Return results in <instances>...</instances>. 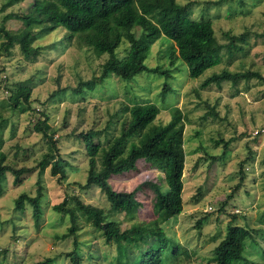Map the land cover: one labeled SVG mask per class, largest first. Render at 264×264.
Instances as JSON below:
<instances>
[{
	"label": "rangeland",
	"instance_id": "obj_1",
	"mask_svg": "<svg viewBox=\"0 0 264 264\" xmlns=\"http://www.w3.org/2000/svg\"><path fill=\"white\" fill-rule=\"evenodd\" d=\"M9 1L0 0V23L6 15L25 16L33 5V0L11 5ZM42 1L45 4L44 1L53 0ZM176 1L189 6L192 20L210 21L220 43L225 42L226 32L247 33L248 54L237 56L228 65L225 59L194 80L176 52L172 55L174 48L168 39L161 37L144 43L147 51L144 64L150 69L159 68L164 74L144 71L129 80L111 75L92 91L84 90L78 95L74 90L79 83L99 77L107 56L97 57L76 36L69 41L62 28L38 36L35 30L36 39L31 47L38 48V55L36 52L30 58L17 45L9 52L0 46V152L6 157L5 165L32 171L22 176L20 186L13 184L11 173H6L0 182V264H36L47 258L56 259L54 264H69L63 255L72 251L73 238H61L70 226L69 217L55 213L52 207L64 199L72 206L70 197L77 195L86 204L108 210L106 198L97 188H79L85 184L88 171L85 145L101 142L105 147L110 130L104 129L110 116L122 105L135 103H152L159 109L154 124L168 123L174 107L184 116L183 211L161 225V229L166 237L181 245L185 254L180 253L176 263L164 264H213V249L233 224L259 230L245 241L243 257L247 263L236 264H264V133L254 134L264 128V0ZM5 27L17 32L22 23L11 18ZM2 40L0 36V43ZM127 49L128 43L123 40L117 57L123 59ZM223 70L256 72L262 80L254 78L236 85L226 82L219 87L201 88L205 78ZM18 84L31 89V110L24 113L9 108L7 103L11 94L8 89ZM206 113L209 116L203 118ZM43 115L47 116L48 126L55 130L54 156L61 159L59 166L65 176L60 181L59 175H51V164L38 176V164L49 150L33 127L44 119ZM118 120L112 128L115 135H119L128 114ZM89 131L99 135L83 139L81 135ZM101 159L102 151L98 153V167ZM38 181L43 187L42 217L36 226L31 206L27 203L23 211H16L14 203L21 194L33 198ZM109 182L114 190L125 192L140 185L136 199L141 208L134 221L149 222L156 217L154 188H165L161 166L139 162L135 171L112 177ZM107 218L121 222V230L132 224L115 213L107 214ZM201 219L206 221L197 229L195 226ZM79 221L81 263L118 264L116 244L106 245L82 215Z\"/></svg>",
	"mask_w": 264,
	"mask_h": 264
},
{
	"label": "trees",
	"instance_id": "obj_2",
	"mask_svg": "<svg viewBox=\"0 0 264 264\" xmlns=\"http://www.w3.org/2000/svg\"><path fill=\"white\" fill-rule=\"evenodd\" d=\"M23 0H10L9 5ZM33 0L31 9L25 16L6 15L0 23L1 48L9 52L17 45L25 57H32L38 48L31 47L38 35H48L58 28L66 31L65 38L71 40L76 36L84 45L92 48L97 57L106 55L101 65L99 77L80 82L74 90L81 94L84 90L92 91L96 84L109 76L129 80L136 75L150 71L154 74H164L159 68L150 69L144 62L146 49L144 43H150L161 37L168 39L173 46L172 55L176 52L179 60L185 63L188 76L191 79L200 78L207 70L220 65L225 59L231 64L237 56L248 54L247 33H224L225 42L220 43L212 28L211 22L192 20L188 13L189 6L180 5L176 0ZM11 18L20 19L22 28L11 32L5 27V22ZM139 32V35L136 33ZM125 40L128 43L127 54L123 59L117 57V49ZM262 80V77L251 71L231 73L223 70L205 78L202 89L212 85L221 86L222 83L236 85L240 81L250 79ZM11 93L7 103L9 108L24 113L30 111L31 89L18 84ZM128 120L122 123L119 135H115L113 127L124 114ZM159 109L152 103L131 106L122 105L114 115L110 116L108 126L110 130L105 137L106 146L101 142L85 145L88 157V171L86 182L80 185L81 190L97 188L106 198L108 210L84 203L77 195L70 197L72 206L64 199L54 205L55 213L68 215L70 226L61 238L72 237L73 249L65 253L64 259L69 264H82L79 255L77 232L79 230V215H82L103 238L106 245L112 242L118 248V264H164L176 263L180 253L185 254L180 244L166 237L161 225L177 217L183 211L182 190L183 172L185 166V151L183 147V133L185 128L184 116L174 107L170 113V120L166 124H154ZM37 121L33 130L41 134L47 144L48 152L43 155L38 166V176L51 164V175L63 180L64 170L59 166L61 159H55L57 141L54 140L55 130L47 124V116ZM209 114H204L203 118ZM216 116V113H214ZM99 133L89 131L81 137L89 138ZM102 151L101 165H97L98 153ZM6 157L0 152V182L6 173L14 176L13 184L20 186L23 175L32 172L27 168H14L5 165ZM139 162L156 164L163 169L164 189L154 188L156 217L149 222L134 221L141 208L136 199L140 185L130 192L114 190L109 180L112 177L135 171ZM243 181V177L240 183ZM239 186V185H238ZM36 195L32 198L21 194L14 203L16 211H23L28 203L31 206L32 218L38 226L42 217L40 199L43 187L37 182ZM123 215V219L132 223L129 228L121 230V222L110 221L107 214ZM236 216H232V221ZM206 220L197 222L200 229ZM160 230V234L153 232ZM259 230L246 225H231L225 237L213 249V264H236L241 261L247 263L243 257L245 241L251 239ZM89 255V254H87ZM92 259V255H89ZM56 259L47 258L36 264H54Z\"/></svg>",
	"mask_w": 264,
	"mask_h": 264
},
{
	"label": "built area",
	"instance_id": "obj_3",
	"mask_svg": "<svg viewBox=\"0 0 264 264\" xmlns=\"http://www.w3.org/2000/svg\"><path fill=\"white\" fill-rule=\"evenodd\" d=\"M264 133V128L263 129H259V130H255L254 134L255 135H261Z\"/></svg>",
	"mask_w": 264,
	"mask_h": 264
}]
</instances>
